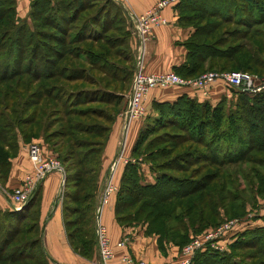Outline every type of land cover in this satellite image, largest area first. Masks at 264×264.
<instances>
[{
	"label": "trees",
	"instance_id": "obj_1",
	"mask_svg": "<svg viewBox=\"0 0 264 264\" xmlns=\"http://www.w3.org/2000/svg\"><path fill=\"white\" fill-rule=\"evenodd\" d=\"M96 1L29 0L20 17L15 0H0V182L19 141L41 133L65 164L61 217L70 247L82 256L95 241L101 151L134 65L123 8ZM173 7L177 23L193 27L181 41L186 51L176 73L264 75V0H178ZM224 102V95L210 104L184 93L151 102L116 188L119 224L141 223L160 246L180 248L254 201L264 158L249 153L264 151V90H236L233 104L224 108ZM145 160L150 181L140 168ZM39 191L40 182L19 208H0V264H49ZM230 241L227 252L195 250L190 264L264 263L255 259L264 254L263 228L245 227Z\"/></svg>",
	"mask_w": 264,
	"mask_h": 264
},
{
	"label": "crops",
	"instance_id": "obj_2",
	"mask_svg": "<svg viewBox=\"0 0 264 264\" xmlns=\"http://www.w3.org/2000/svg\"><path fill=\"white\" fill-rule=\"evenodd\" d=\"M115 1L121 4L119 5L126 14L125 19L130 35L129 45L133 57L137 53L140 54V63L145 71H165L183 63L186 49L181 41L190 34L193 27L177 23V12L174 7H165L161 10L166 22L151 26L142 41L141 47H138L140 42L132 34L129 14L143 11L155 0ZM28 2L29 0H15L18 16L26 15ZM227 88L220 79L210 82L204 92L191 86L179 85L152 88L143 100L144 113L142 117L127 123L124 136L122 118H114L101 151L99 184L94 207L95 216L104 225L109 244L113 249V256L109 259L108 264H122L120 256L124 253H128L134 259L143 260L144 264H179V246L168 242L160 246L156 241V235L145 233L144 225L141 223L122 225L116 221L113 212L115 192L109 193L106 200L102 201L103 187L107 179H110L117 187L125 161L127 159L133 160L132 145L143 123V117L153 112L152 101H172L176 96L184 93L197 100H206L214 104L222 95H228ZM25 145V141H19L16 154L9 158L10 163L6 178L0 182V208L2 209L11 207L7 193L11 188L18 185L30 170ZM144 166L143 163L140 164L145 180L150 181L152 175L149 170L147 174L144 172ZM61 179L64 181V175L61 177L57 170H52L40 181L38 221L41 224V243L48 255L49 264H88L90 260L96 258V251H93L91 256L84 257L70 247L66 238L61 217ZM120 240L123 241L122 245L116 243Z\"/></svg>",
	"mask_w": 264,
	"mask_h": 264
},
{
	"label": "built area",
	"instance_id": "obj_3",
	"mask_svg": "<svg viewBox=\"0 0 264 264\" xmlns=\"http://www.w3.org/2000/svg\"><path fill=\"white\" fill-rule=\"evenodd\" d=\"M178 0H155L152 5L138 13H130V27L134 38L138 39V47L151 26L166 22L161 10L165 7H173ZM139 53L134 57L131 84L128 90L127 100L121 109L120 115L123 122V136L127 123L132 117H137L143 112L142 100L152 88H166L173 85L191 86L204 92L215 79H220L225 86L235 90L245 91L249 94L264 90V75H257L253 72L241 69H206L192 77H184L169 69L159 72H147L143 69ZM27 156L31 163V172L26 173L21 182L11 188L7 193L11 207L19 208L30 197L38 182L52 170L62 172L59 161L53 157H46L41 154V147L36 142H29L26 145ZM62 182V179H61ZM115 189L110 181L106 180L103 187L101 200L105 201L107 195ZM246 219L244 217H231L212 226L203 228L198 234L191 235L190 239L179 248V264H190L191 257L195 250L205 247L222 250L231 240L233 235L244 228ZM95 245L96 258L88 264H108L113 256V249L109 244L108 234L102 223L95 216ZM122 245L123 241H117ZM122 264H144L141 259H134L128 253L120 256Z\"/></svg>",
	"mask_w": 264,
	"mask_h": 264
},
{
	"label": "rangeland",
	"instance_id": "obj_4",
	"mask_svg": "<svg viewBox=\"0 0 264 264\" xmlns=\"http://www.w3.org/2000/svg\"><path fill=\"white\" fill-rule=\"evenodd\" d=\"M100 2V0H97L96 3ZM129 38H130V35H129ZM129 38H128V43H129ZM204 69V68H203ZM204 71V70H203ZM131 77H129L128 79V86L130 87V84H131V78H132V74L130 75ZM129 87H127V89L123 92V103L125 104L126 100H127V96H128V89ZM228 87V86H226ZM227 91H228V95L225 96V102L223 104V107L224 108H227L229 106H231L235 100V95H236V90L233 89V88H230L228 87L227 88ZM127 95V96H126ZM145 98V97H144ZM143 98V100H144ZM143 100H142V106H143ZM211 104V103H210ZM123 106H121L117 112L115 113L114 115V118L115 117H120L121 118V115H120V112H121V109H122ZM144 113V106H143V112L137 116V117H132L130 120H133V119H136V118H141L142 115ZM151 114V113H149ZM144 118V117H143ZM129 120V121H130ZM57 124V123H55ZM142 126V125H141ZM160 130L158 129L157 132H159ZM152 133H147L146 135L147 136H150ZM26 142V145L29 143V142H36L40 147H41V154L43 156H46V157H53L55 159H57L59 161V163L61 164L62 166V172L61 171H58L60 174H61V177L62 175H65L64 173V166L65 164L61 161V159L59 158L58 156V152L56 151V149L50 145L47 141H45L42 137V134L41 133H38L36 136H33L31 138H29ZM262 144V143H261ZM25 145V147H26ZM252 152V153H251ZM249 154H253V155H257V156H260L261 158H264V151L261 150V151H251ZM141 153L140 151L136 154H134V156H136L138 159L141 157ZM253 155H250V156H253ZM146 161V160H145ZM143 161V166H144V172L147 174V171L149 170L148 169V166L147 165V161L145 162ZM30 162V160H29ZM239 164H244L243 166L246 167L245 163L244 162H241ZM252 164V163H251ZM31 172V163H30V170L27 172L29 173ZM68 172H71V170H69ZM142 172V171H141ZM99 174H100V167H99ZM99 174H98V178H97V187H98V184H99ZM143 174V173H142ZM145 177V175H143ZM147 177V176H146ZM68 179V178H67ZM61 183V182H60ZM242 183V182H241ZM70 185L69 183H67V186ZM114 185V184H113ZM115 186V185H114ZM118 186V185H117ZM116 186H115V189H113L111 192H116ZM260 192L259 193H255V198H254V201L251 203V202H248L246 203L245 205V209H244V212L240 215H237V216H232V217H244L246 219L245 221V227H260V228H263L264 229V183L262 185H260ZM60 191V189H59ZM58 191V192H59ZM61 191H63V184L61 186ZM96 192H97V188H96ZM110 192V193H111ZM62 196V194H61ZM62 199V197H61ZM61 201V200H60ZM225 218V217H224ZM228 218H231V217H228ZM227 219V218H226ZM226 219H223V220H226ZM222 222V221H220ZM219 222V223H220ZM138 223V222H137ZM218 224V223H217ZM207 227H212V226H206ZM205 228V227H204ZM95 232V231H94ZM95 235V234H94ZM95 240V239H94ZM231 242V241H229ZM229 242L227 243L226 247L222 250H218V251H224V252H227L229 251V247H228V244ZM258 245V243L255 244V247ZM244 251L243 252H247L248 250H253L251 248H245L243 249ZM93 251L95 252L96 251V245H95V241L93 242L92 244V249H91V253L88 255V256H91ZM88 256H84V257H88ZM237 258V257H236ZM260 258L261 260L264 261V254H260V253H257L256 256H255V259H258ZM255 259H252V260H255ZM264 264V263H263Z\"/></svg>",
	"mask_w": 264,
	"mask_h": 264
},
{
	"label": "water",
	"instance_id": "obj_5",
	"mask_svg": "<svg viewBox=\"0 0 264 264\" xmlns=\"http://www.w3.org/2000/svg\"><path fill=\"white\" fill-rule=\"evenodd\" d=\"M120 4V3H119ZM121 5V4H120ZM63 184V181L61 182V185Z\"/></svg>",
	"mask_w": 264,
	"mask_h": 264
}]
</instances>
